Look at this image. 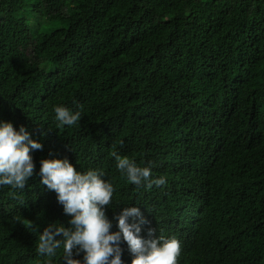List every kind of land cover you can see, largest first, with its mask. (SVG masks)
<instances>
[{"label":"trees","instance_id":"16d2710c","mask_svg":"<svg viewBox=\"0 0 264 264\" xmlns=\"http://www.w3.org/2000/svg\"><path fill=\"white\" fill-rule=\"evenodd\" d=\"M58 104L77 125L57 127ZM0 120L42 145L25 188L0 187V264H44L29 221L69 226L45 158L103 168L106 216L138 203L178 264H264V0H0ZM112 151L167 183L130 184Z\"/></svg>","mask_w":264,"mask_h":264},{"label":"clouds","instance_id":"9594fccd","mask_svg":"<svg viewBox=\"0 0 264 264\" xmlns=\"http://www.w3.org/2000/svg\"><path fill=\"white\" fill-rule=\"evenodd\" d=\"M53 119L57 127H72L81 118L79 110L73 111L64 105H53ZM42 145L32 139L24 126L18 130L9 121L0 120V187L23 190L34 173L31 150ZM115 168L130 184L144 188L163 186L164 176H152V162L141 166L133 158L121 156L116 151ZM40 183L54 191L57 202L67 214L68 227L49 223L42 230L31 221L27 228L37 234L36 252L45 257L44 264H52L59 254L58 264H123L121 242H126L131 256L130 264H178L181 242L174 235L159 234L151 238L140 235L147 223L138 203L125 204L114 213L112 220L105 214V206L112 204L115 191L113 183L104 179L103 168L89 167L83 171L74 169L67 158H45L39 162ZM83 253V258L73 255Z\"/></svg>","mask_w":264,"mask_h":264}]
</instances>
